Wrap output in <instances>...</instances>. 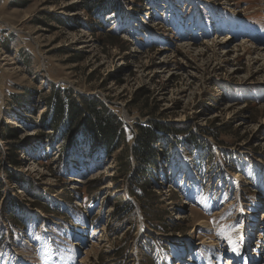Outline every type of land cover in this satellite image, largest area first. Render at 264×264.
<instances>
[{
  "label": "rangeland",
  "instance_id": "rangeland-1",
  "mask_svg": "<svg viewBox=\"0 0 264 264\" xmlns=\"http://www.w3.org/2000/svg\"><path fill=\"white\" fill-rule=\"evenodd\" d=\"M105 1L0 0V264H264V0ZM52 84L100 94L129 141L156 120L149 199L126 146L43 129Z\"/></svg>",
  "mask_w": 264,
  "mask_h": 264
},
{
  "label": "trees",
  "instance_id": "trees-1",
  "mask_svg": "<svg viewBox=\"0 0 264 264\" xmlns=\"http://www.w3.org/2000/svg\"><path fill=\"white\" fill-rule=\"evenodd\" d=\"M109 5L110 2L105 0H84L82 9L92 16L96 10H100L101 14L104 15V13L115 10ZM104 33L111 38V44H117L116 37H111L113 30L104 31ZM79 59L77 58L76 60ZM25 98L22 97L20 99L24 102ZM45 103L47 104L45 111L41 113L39 118L43 129L62 132V136H66L68 141L81 131L82 136H84V139L93 150L102 148L108 155L117 148L126 146L125 150L118 154L120 166L123 169H133L129 177L134 175V178L139 176L140 179H143L140 183L136 180L137 182L135 181L131 184L130 193L149 199V192L145 189V186L153 174L150 172L158 165L160 152L156 148V144L159 142L156 133V128H158L156 120H150L147 123H136L135 126L138 131L134 133L132 141H129L127 128L131 131L132 129L117 111L112 110L108 106L106 100L100 94L76 93L68 85L52 84L50 92L45 96ZM6 132L13 138L11 144L16 146V149H19L17 147L18 130L12 126L7 128ZM48 134L46 132V135ZM100 155L103 156L105 154L100 153ZM10 162L13 165L22 164L20 154H12ZM8 176L11 182L13 180L21 182L22 180L10 169L8 170Z\"/></svg>",
  "mask_w": 264,
  "mask_h": 264
},
{
  "label": "bare ground",
  "instance_id": "bare-ground-1",
  "mask_svg": "<svg viewBox=\"0 0 264 264\" xmlns=\"http://www.w3.org/2000/svg\"><path fill=\"white\" fill-rule=\"evenodd\" d=\"M255 49H256V50H259V51L262 50L261 47H259V46H256ZM260 52H261V51H260Z\"/></svg>",
  "mask_w": 264,
  "mask_h": 264
}]
</instances>
